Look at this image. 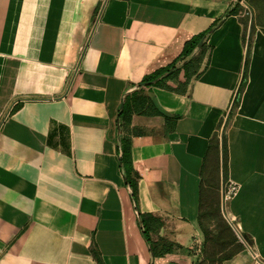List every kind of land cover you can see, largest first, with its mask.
<instances>
[{
	"label": "crops",
	"instance_id": "1",
	"mask_svg": "<svg viewBox=\"0 0 264 264\" xmlns=\"http://www.w3.org/2000/svg\"><path fill=\"white\" fill-rule=\"evenodd\" d=\"M0 264H264V0H0Z\"/></svg>",
	"mask_w": 264,
	"mask_h": 264
},
{
	"label": "trees",
	"instance_id": "2",
	"mask_svg": "<svg viewBox=\"0 0 264 264\" xmlns=\"http://www.w3.org/2000/svg\"><path fill=\"white\" fill-rule=\"evenodd\" d=\"M238 9H239L238 6H235L232 12L236 13ZM205 34L206 32H203L191 37L187 42L184 43L181 52L168 65L161 67L153 71L152 73L144 76L138 85L140 86L145 83L147 84L154 83L155 86L162 87L165 89H171L178 93L185 92L186 86L190 82V80L192 78H196L200 74L199 67L201 63V55L203 53L204 45L201 46L196 56H192V53L196 49L198 43L204 37ZM247 63H248V58L246 55L241 82L236 91L233 100V106L238 103L241 91L245 85ZM179 72H182L183 81L179 82L176 85V88L172 89L168 87L166 85V81L177 79ZM150 107L151 104L148 103L147 99L144 96H137L134 94L131 98H127L123 110L118 115V119L120 121L119 125L123 129V131L125 132L127 131L128 126L130 124L131 115L133 113L148 114L147 111H150L149 112L150 115H155V116L163 115L161 112L155 110V108L150 110L149 109ZM130 146H131L130 139L125 135L121 136L119 139V162L123 170L125 183L131 190V199L133 200L134 203H136L138 175L135 172H133L132 169L131 159H130ZM221 151H222V168L224 169L225 153H226L224 138H222V142H221ZM213 202L215 203L214 198H212L211 204ZM143 227L145 229L143 231L144 239L146 243L149 245L151 253H153L155 246L148 238L146 231L147 225L143 223ZM163 247L165 249V246ZM167 251H171V245L168 248H166L165 252Z\"/></svg>",
	"mask_w": 264,
	"mask_h": 264
},
{
	"label": "built area",
	"instance_id": "3",
	"mask_svg": "<svg viewBox=\"0 0 264 264\" xmlns=\"http://www.w3.org/2000/svg\"><path fill=\"white\" fill-rule=\"evenodd\" d=\"M233 191H234V187L229 186V188L227 189V194H231Z\"/></svg>",
	"mask_w": 264,
	"mask_h": 264
},
{
	"label": "water",
	"instance_id": "4",
	"mask_svg": "<svg viewBox=\"0 0 264 264\" xmlns=\"http://www.w3.org/2000/svg\"><path fill=\"white\" fill-rule=\"evenodd\" d=\"M202 41H200L197 45V49L200 48Z\"/></svg>",
	"mask_w": 264,
	"mask_h": 264
}]
</instances>
